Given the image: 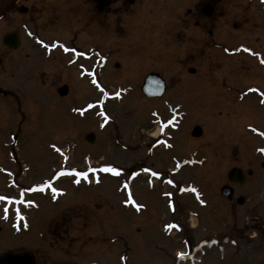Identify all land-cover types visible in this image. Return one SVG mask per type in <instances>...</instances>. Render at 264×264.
I'll list each match as a JSON object with an SVG mask.
<instances>
[{
	"label": "rangeland",
	"instance_id": "374dc122",
	"mask_svg": "<svg viewBox=\"0 0 264 264\" xmlns=\"http://www.w3.org/2000/svg\"><path fill=\"white\" fill-rule=\"evenodd\" d=\"M38 1L25 0L29 12L16 17L23 23L6 27L21 44L20 63L3 73L17 95L0 96V193L8 195L0 251L39 248L68 264H264L262 0H218L210 16L200 10L199 35L173 21L193 0H161L169 36L172 22L177 29L173 42L155 32L152 54L128 50L125 25L122 33L105 26L94 51L76 19L66 29L50 23L53 9L48 21L34 19L48 4ZM238 45L246 48L225 50ZM147 72L166 80L162 96L143 95ZM233 166L252 172L228 202L219 190ZM242 232L255 236L236 240Z\"/></svg>",
	"mask_w": 264,
	"mask_h": 264
},
{
	"label": "flooded vegetation",
	"instance_id": "af4514ba",
	"mask_svg": "<svg viewBox=\"0 0 264 264\" xmlns=\"http://www.w3.org/2000/svg\"><path fill=\"white\" fill-rule=\"evenodd\" d=\"M25 0H3L1 1V9H0V96H14L17 95L16 91L13 89H10L6 86V83L3 79V73H6L10 66H15L16 64L20 63V58H16V54L18 51V48L21 44V36L18 31L14 30H8L6 27L8 26L9 22L11 21V24H15L17 21V25L22 24L23 20L16 19L17 16H23L29 12V7L25 6L24 4ZM47 1L48 4L45 5L46 10L43 8H38L35 10L34 13H36V16L34 19L37 21H48L47 17H45V12H49L50 10H54V14L49 13V20L50 23L53 25H58V28L66 29L67 26L70 24V21L72 19H76L77 23H80V25L83 26L84 31L91 39V41H94L96 44V50L99 51L101 49L100 47V41H103L105 38V26L110 27L112 32H117L121 29V33L124 30V25L127 26L126 29L127 33L121 34L122 37H124L125 41H129L127 43L128 50L133 51L132 48L137 50L139 49L140 53L143 52L144 48L146 50L144 52L147 53H153V44L154 41H152V37L155 32L160 33L161 29H163L166 33V36H169V29L166 28V26L170 23H168V17H161L159 14L162 13L160 11V2L161 0H44ZM197 1V0H196ZM193 0L192 6L188 7L186 9V15L182 18L179 16L176 17L173 21H180L179 25H182V28L178 29L183 30L185 26L188 27H196L197 28V34L199 35V27H200V10L207 16H210L215 9V4L218 0H205L202 7H200V1L197 2ZM228 1V0H227ZM232 3H238L239 0H229ZM220 2V0H219ZM264 3V0H262ZM40 4V0L38 1ZM53 9V10H52ZM15 13V15H14ZM168 12L166 10L165 15H167ZM187 15L189 18H187ZM10 19V20H9ZM192 23V26L189 24ZM172 25H174V28L177 29V24L172 22ZM171 25V26H172ZM178 25V26H179ZM236 23H234V27H236ZM154 26V28H152ZM4 28V30H3ZM81 28V30L83 29ZM125 29V30H126ZM176 29L173 35H176ZM124 30V32H125ZM162 30V32H164ZM182 32V31H181ZM136 33H138V36H136ZM180 34V33H179ZM96 38H93L95 37ZM135 35V36H134ZM172 35V37H173ZM172 37L169 36L171 42H173ZM121 40V39H120ZM34 41L36 42H42L41 36L38 33L34 34ZM66 45V44H64ZM188 47V46H187ZM92 48V47H91ZM147 48L150 49L148 52ZM246 47L243 45H238L237 48H229L225 47V50L231 52V53H238L240 50H244ZM142 49V52H141ZM190 47L186 49V51H189ZM192 50L194 52L199 53L200 52V41H196L193 44ZM54 51V50H53ZM52 51V52H53ZM16 52V53H15ZM135 53V52H134ZM130 56V55H129ZM258 61L262 66L260 68H264V56L263 55H257ZM130 58V57H129ZM137 59H144V55L137 54ZM127 59V58H126ZM134 61H137L136 59ZM129 60H126V66H129ZM122 63H125L124 59ZM131 64V63H130ZM123 64H120L116 62V68L120 67ZM242 69H245L243 67H240L239 71ZM150 70V69H149ZM195 70V69H193ZM236 70V69H235ZM192 71V70H191ZM195 71H192L194 73ZM242 72V71H241ZM148 73V72H147ZM146 73V74H147ZM264 74V72H262ZM146 76V75H145ZM179 84V83H177ZM141 86V85H140ZM167 86L166 80H165V87ZM166 91V88H165ZM258 95L260 102L264 105V85H259L257 87ZM15 93V94H14ZM261 131V132H260ZM259 132L262 134L264 133V125H262V128L259 130ZM151 135V134H150ZM264 136V134H262ZM17 137L18 135L12 136V148L15 150L17 148ZM264 165V162H263ZM232 185L233 189V196L231 198H227L221 195L222 198L226 199L228 202H232V199L235 194V190L237 186L231 182L225 183ZM239 198L241 199V202H238ZM235 200L243 204L244 198L241 195H237ZM7 210V211H5ZM251 217H257L258 215L253 213V215H250ZM7 218H8V195L4 193H0V242L2 245L7 244V232L5 230L6 224H7ZM242 237H235V239H241L242 241H246L245 243H248L250 240H253L255 233H248L245 236L244 233H241ZM230 236V234H229ZM228 235L225 237H229ZM213 239L216 238V235L212 236ZM5 251H9V249L4 250L1 249L0 254L4 253ZM23 251V250H19ZM18 252V251H17ZM34 256V264H64L65 262L61 258H56L55 254L46 256V253L41 251L39 248L35 251H29ZM96 264H100L99 262H95ZM65 264H68L67 262Z\"/></svg>",
	"mask_w": 264,
	"mask_h": 264
},
{
	"label": "water",
	"instance_id": "95a60500",
	"mask_svg": "<svg viewBox=\"0 0 264 264\" xmlns=\"http://www.w3.org/2000/svg\"><path fill=\"white\" fill-rule=\"evenodd\" d=\"M67 90V85H63L57 89L60 95L66 94ZM141 90L147 97L161 95L164 91V80L157 73H149L144 79ZM192 134L197 136L200 135V126L196 125L193 129ZM85 138L88 141H93L94 135L93 133H88ZM248 173H250V171H248ZM227 177L230 181L235 182L237 185H241L245 180V175L239 167L230 168L227 172ZM221 193L228 197H231L232 188L228 185H223L221 187ZM0 264H34V257L27 251L19 253L5 252L0 255Z\"/></svg>",
	"mask_w": 264,
	"mask_h": 264
},
{
	"label": "snow or ice",
	"instance_id": "6c2138e0",
	"mask_svg": "<svg viewBox=\"0 0 264 264\" xmlns=\"http://www.w3.org/2000/svg\"><path fill=\"white\" fill-rule=\"evenodd\" d=\"M65 50H67V49H65ZM262 62H264V61H262ZM93 83H96V81L93 80ZM105 95H107V93H105ZM116 95H119V94L117 93ZM98 102H99V103H103V101H98ZM89 107H91V105H89ZM105 119H107V117H105ZM169 123H171V121H169ZM163 130H164V128H163V126H162V127H161V132H163ZM262 134H264V133H262ZM259 151L264 152V148L259 149ZM102 170L105 171V172L118 173V170H117L116 168L111 167V166H104V168H103ZM73 171H75V170H73ZM149 171H150V170H149ZM77 175H79V176H86V173H84V172H79V173H77ZM152 175L156 176V175H159V174L153 172ZM169 183H171V181H169ZM53 191L55 192V191H57V189H53ZM191 191L195 192L196 189H191ZM130 199H131V197H129V200H130ZM126 202H127V201H126ZM133 202H134V201H133ZM200 202H201V203H204L203 200H201ZM136 207H137V210H139V208L142 207V206L139 205V204H137ZM5 211H7V210H5ZM169 227H171V226H169ZM178 255L183 256L184 254H183V253H179Z\"/></svg>",
	"mask_w": 264,
	"mask_h": 264
}]
</instances>
